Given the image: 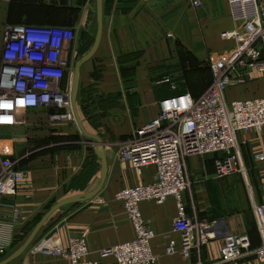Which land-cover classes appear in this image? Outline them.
Masks as SVG:
<instances>
[{
    "label": "crops",
    "instance_id": "crops-1",
    "mask_svg": "<svg viewBox=\"0 0 264 264\" xmlns=\"http://www.w3.org/2000/svg\"><path fill=\"white\" fill-rule=\"evenodd\" d=\"M6 19L7 8L0 1V45ZM238 27L240 23L231 18L227 0H103L101 40L94 56L80 67L76 104L86 130L102 141L107 174L98 194L104 203L88 206L68 217H63L62 212L67 206L60 208L25 252L8 264H70L66 259L36 249L39 239L45 236L52 235L65 247L69 238L85 234L88 257L104 261L112 259L101 256L104 248L134 238V228L114 194L123 187L153 181L155 168L146 166L138 173L128 162L118 160L115 153L136 128L158 114L161 99L183 92L193 98L203 94L213 78L206 65L208 56L229 48L232 42L222 39L220 34ZM93 62L103 74L98 100L104 102L102 91H111L114 93L111 101L116 102L112 108L95 107L93 116H102L99 130L82 120L80 108V90L84 82H92L89 72ZM244 78L245 82L227 89V100L261 94L257 76ZM73 130L68 122H50L48 112L41 109L35 110L28 120L0 126V153L17 160V167L25 171L17 192L0 197V247H4L0 260L23 242L39 220L38 214L46 212L44 205L55 196L62 197L67 190L79 192L95 182L87 191L90 192L98 185L100 159L95 153L96 143L82 133L86 141H82L85 145L81 148L79 144L75 147V141L61 143L62 138L78 135ZM7 133L11 136L7 137ZM237 139L244 175L234 172L226 177L216 176V154L191 155L186 159L188 173L203 178L211 188L205 198L199 197L204 204L198 215L185 194L186 213L200 221L221 222L218 236L202 246L199 255L193 252L186 259L179 251L171 255L165 252L169 242L179 238L172 228L176 214L173 198L162 204L140 203L141 214L153 232L150 247L156 264H197L199 260L204 264H221L218 263L220 238L226 234H247L252 247L259 245L252 206L264 201V159H255L264 157V127L259 133L241 131ZM30 147H34V152L31 157H25ZM88 166L94 167V171H89ZM260 263L249 256L226 264Z\"/></svg>",
    "mask_w": 264,
    "mask_h": 264
},
{
    "label": "built area",
    "instance_id": "built-area-1",
    "mask_svg": "<svg viewBox=\"0 0 264 264\" xmlns=\"http://www.w3.org/2000/svg\"><path fill=\"white\" fill-rule=\"evenodd\" d=\"M231 18L240 27L222 31V39L232 45L221 52H212L207 63L212 83L197 98L188 92L168 96L158 102V114L136 128L121 143L115 156L128 162L138 173L146 166L155 168L153 181L123 187L114 194L121 202L134 238L106 247L102 257L91 259L85 234L69 238L62 246L50 236L39 239L36 249L58 256L70 264H156L150 247L153 232L144 220L140 203H164L173 198L176 214L172 228L179 234L165 250L171 255L179 251L190 259L202 246L218 236L220 221H195L186 213L185 194L189 186L186 159L191 155L216 154V176L245 174L241 163L237 134L264 127V0H227ZM17 33L6 37L0 57V103H11V109H0V126H13L28 110H46L52 123L75 121L71 104V88L63 87L65 53L70 40L69 30L61 27L11 26ZM11 39L17 40V43ZM257 76L261 94L246 99L227 100L225 92L244 77ZM29 97L33 103H28ZM23 100V105L17 103ZM255 159L263 160V156ZM18 161L0 153V197L13 196L25 173ZM260 243L252 247L247 234H226L221 240L218 263L226 264L253 256L264 263V201L252 206ZM17 215V213L15 212ZM4 247H0V254ZM197 264H204L200 260Z\"/></svg>",
    "mask_w": 264,
    "mask_h": 264
},
{
    "label": "rangeland",
    "instance_id": "rangeland-1",
    "mask_svg": "<svg viewBox=\"0 0 264 264\" xmlns=\"http://www.w3.org/2000/svg\"><path fill=\"white\" fill-rule=\"evenodd\" d=\"M4 2L7 8V19L3 24L4 28V36L7 28L11 26H35V27H48L55 26L61 27L69 30L70 40L68 44V50L65 53V71H64V79L62 86L72 87V78H73V70L77 60L83 56L91 47L95 31H96V19H95V0H0ZM107 12H110L109 7L107 6ZM6 42V39H2L0 45V57L3 53V44ZM97 62V61H95ZM95 62L91 63V72H89V77H92V82L87 81L84 82V86L80 90V108L82 111V120L88 125L95 127L96 130H99L101 127V117H94V109L95 107L105 108L107 105L108 108H112L115 105V101H111V91L107 93H101L102 98H104V102H100L98 100V92L99 87L101 86V78L103 77L102 71L97 69L95 66ZM1 63V62H0ZM207 65V62H206ZM93 68V70H92ZM88 77V78H89ZM87 83V85H86ZM175 83V82H174ZM211 82L208 84L207 88L211 85ZM206 88V89H207ZM205 89V90H206ZM205 92V91H204ZM203 92V93H204ZM102 103V104H101ZM123 106V105H122ZM121 106V107H122ZM106 107V108H107ZM120 107V106H119ZM116 107V108H119ZM124 107V106H123ZM35 110H28L24 113H21V119L28 120L31 117V114L34 113ZM70 127L74 128V132H76L75 138H62L61 143L66 141H75L79 148L83 147L85 144L82 143L83 140L86 139L81 134L76 120L72 122H68ZM21 124V123H19ZM68 125V124H66ZM9 134V135H8ZM10 133H7V137H10ZM34 152V147L28 148L25 153V157H31ZM205 156V155H203ZM89 171H94V167L88 166ZM187 172L188 169H187ZM236 172V171H235ZM25 173V171H24ZM239 173V172H238ZM189 186L186 191V197H189L190 204L193 205V208L198 215V210L203 207L202 202L204 200L199 199V197H204L205 194L211 190L209 187V182L200 179V177H195L194 174L188 173ZM219 179V178H218ZM216 179V180H218ZM97 180V179H96ZM224 180V179H223ZM95 181V180H94ZM89 188L84 190H67L65 191L62 197L67 195H74L75 193H85L88 189H92L94 187L95 182ZM90 183V184H91ZM190 195V196H189ZM61 195L55 196L51 201L44 205V210H47L53 203L60 199ZM61 197V198H62ZM188 200V199H187ZM103 200H100V194H97L96 197L82 203H76L72 205H68L63 208V217H68L78 212L81 209L87 208L88 206L98 204L103 205ZM43 212L38 214L36 219H40L43 215ZM195 221H200L198 219H194ZM213 219L209 220L212 221ZM215 220V219H214ZM23 241V240H22ZM264 264V263H260Z\"/></svg>",
    "mask_w": 264,
    "mask_h": 264
},
{
    "label": "water",
    "instance_id": "water-1",
    "mask_svg": "<svg viewBox=\"0 0 264 264\" xmlns=\"http://www.w3.org/2000/svg\"><path fill=\"white\" fill-rule=\"evenodd\" d=\"M102 21H103V0H96V24H97L96 33H95L94 40H93L91 47L83 56H81L77 60L74 66L72 87H71V93H70L72 110L74 112L75 120L79 126L81 133L86 138L91 139L96 143L95 153L100 159L99 183L93 191L67 196V197H64L58 200L54 204H52L46 210V212L40 217V219L36 222V224L34 225L32 230L29 232V234L26 236V238L23 240V242L11 254H9L4 259L0 260V264H8L12 260L20 256L23 252H25V250L34 242V240L37 238L42 228L46 225V223L49 221V219L52 217V215L57 210H59L60 208L64 206H68V205H72V204H76L80 202H85V201L92 199L98 194V192L101 190L104 184V181L106 179V174H107V162L104 156L102 141L98 135L89 133L86 130V128L84 127L79 117V114L77 111V104H76L77 94H78L80 67L82 66L83 63H85L86 61H88L94 56L99 46L101 36H102Z\"/></svg>",
    "mask_w": 264,
    "mask_h": 264
},
{
    "label": "bare ground",
    "instance_id": "bare-ground-1",
    "mask_svg": "<svg viewBox=\"0 0 264 264\" xmlns=\"http://www.w3.org/2000/svg\"><path fill=\"white\" fill-rule=\"evenodd\" d=\"M17 33V30L15 27H9L7 28L6 32H5V36L4 39H6V37H8L10 39V37H13L15 34ZM12 42L15 41V43H17V40L11 39Z\"/></svg>",
    "mask_w": 264,
    "mask_h": 264
},
{
    "label": "snow or ice",
    "instance_id": "snow-or-ice-1",
    "mask_svg": "<svg viewBox=\"0 0 264 264\" xmlns=\"http://www.w3.org/2000/svg\"><path fill=\"white\" fill-rule=\"evenodd\" d=\"M17 103H19L20 105H23L24 101L23 100H18ZM12 108V104L11 103H0V109H11ZM7 121H11V117H9V119Z\"/></svg>",
    "mask_w": 264,
    "mask_h": 264
},
{
    "label": "clouds",
    "instance_id": "clouds-1",
    "mask_svg": "<svg viewBox=\"0 0 264 264\" xmlns=\"http://www.w3.org/2000/svg\"><path fill=\"white\" fill-rule=\"evenodd\" d=\"M33 102H34V101H33V98L29 97V99H28V103H33ZM0 119L8 120L9 117H0ZM9 151H10V149H9Z\"/></svg>",
    "mask_w": 264,
    "mask_h": 264
},
{
    "label": "trees",
    "instance_id": "trees-1",
    "mask_svg": "<svg viewBox=\"0 0 264 264\" xmlns=\"http://www.w3.org/2000/svg\"><path fill=\"white\" fill-rule=\"evenodd\" d=\"M208 64V63H207ZM209 67V66H208ZM209 70H210V68H209ZM216 159V158H215Z\"/></svg>",
    "mask_w": 264,
    "mask_h": 264
}]
</instances>
